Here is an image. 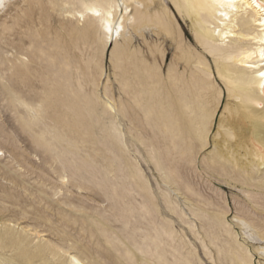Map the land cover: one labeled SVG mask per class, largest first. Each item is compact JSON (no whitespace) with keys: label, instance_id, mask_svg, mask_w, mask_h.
Returning <instances> with one entry per match:
<instances>
[{"label":"bare ground","instance_id":"6f19581e","mask_svg":"<svg viewBox=\"0 0 264 264\" xmlns=\"http://www.w3.org/2000/svg\"><path fill=\"white\" fill-rule=\"evenodd\" d=\"M21 3L48 4L63 20L52 26L47 13L39 24L27 22L29 40L0 53V82L15 120L63 183L97 188L110 205L79 213L101 247L82 253L86 259L61 248L66 260L51 263L48 245L31 249L8 227L0 248L11 244L21 259L40 257L41 264H196L174 214L195 232L200 219L229 264H254L252 241L264 255V218L236 215L237 233L227 210L190 178L208 169L253 202L264 194V0H0V14ZM173 7L190 22L196 45ZM20 18L3 21L2 33ZM168 41L174 51L165 70ZM108 48L117 93L104 65ZM210 58L228 94L221 114L223 89ZM210 144L202 169L199 156ZM138 155L159 173L158 192ZM21 259L0 253V264Z\"/></svg>","mask_w":264,"mask_h":264},{"label":"rangeland","instance_id":"374dc122","mask_svg":"<svg viewBox=\"0 0 264 264\" xmlns=\"http://www.w3.org/2000/svg\"><path fill=\"white\" fill-rule=\"evenodd\" d=\"M16 1L20 0H14V2ZM21 8L24 9L25 15L20 10ZM173 9L175 10L174 7ZM47 13L51 15L50 24L52 26H57L63 20V16L59 12L50 9L48 4H45V7L42 9L35 5L30 8L27 3H21L19 6L17 4L7 6L0 14V24L3 21L12 24V18L16 14L21 15V18L20 24H17L15 29L10 33L3 34L2 27H0V53H3V56H6L9 51L15 53L16 48L20 47L23 43L22 41L27 42L29 40L24 34L26 31L25 24L32 20L39 24V18ZM177 15L188 37L196 45L197 43L190 22L183 20L178 13ZM137 42L146 48V45L142 43V38L137 39ZM169 43L170 41L167 42L168 54L165 70L171 62L174 51ZM108 52L109 48L104 65L112 78V87L117 93L118 85L108 58ZM210 61L213 65L214 75L218 80L217 82L218 84L220 83L219 85L223 89V97L219 111V114H221L227 103L228 94L225 85L219 80L213 59L210 58ZM106 81L107 78L104 76L102 82L105 83ZM100 89V93H103L104 87L100 86ZM15 118L16 113L10 107L0 82V231L4 227H8L15 234L25 236L31 249H34L37 244L48 245L49 249L46 260L51 263L53 259H56L54 260L56 263H59L57 261L59 259L66 260L67 254H64L61 248L69 249L72 253L80 252L83 259H86L83 256L84 254H82L84 252H99L101 249L99 243H97L96 238L89 231L85 230V221L79 213H95L96 210L102 207H109L110 201L97 188L80 189L73 182L63 183L60 173L52 168L47 154L43 153L41 149H38L33 144L31 138L19 128L20 124H18L19 122ZM219 118L220 115L215 120L211 138L217 131ZM211 145L199 156L202 169L205 167L203 159L213 149ZM139 160L154 190L158 192L157 180L161 181L159 173L154 169L152 164L146 163L141 156H139ZM190 178L196 189L202 193L205 199H210L227 210V220L232 224L234 231L236 230L237 233H241V230L237 225V221L234 220L236 215H243L254 219L264 218V194L257 195V198H255L256 201L253 202L242 191L240 186H234L224 182L222 177L217 176V174H214L208 169L196 173L193 172L190 174ZM70 205L76 207L74 208ZM78 208H84L86 210L79 211ZM170 216L174 219L175 227L180 232L179 234L182 235L183 240L187 243L186 249L193 251V259L196 264H229L228 256L224 253L220 254L219 250L215 248L216 246L210 243V238L206 235L205 229L202 227L203 222L200 219H195L196 232L200 233L198 235L177 215L170 214ZM189 218L194 217L191 215ZM200 237H204L208 243L213 258H210L211 256H209L210 254L206 248L203 249L204 246ZM239 238L242 240L241 236ZM252 242V244L250 243V247L253 252L254 264H264V255L259 254V252L254 250V246H252L253 244L258 245V242ZM0 253L7 256L17 255L18 259H21V256L17 254L15 246L11 244H7L3 249L0 248ZM42 260L40 257H33L28 262L21 259L19 264H41L46 262Z\"/></svg>","mask_w":264,"mask_h":264}]
</instances>
